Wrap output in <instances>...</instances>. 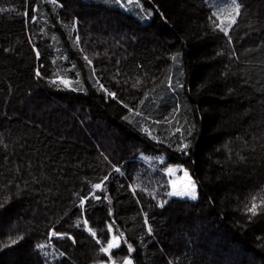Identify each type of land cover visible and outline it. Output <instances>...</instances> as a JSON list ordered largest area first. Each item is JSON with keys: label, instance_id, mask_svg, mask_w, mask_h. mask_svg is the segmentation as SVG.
Here are the masks:
<instances>
[{"label": "trees", "instance_id": "obj_1", "mask_svg": "<svg viewBox=\"0 0 264 264\" xmlns=\"http://www.w3.org/2000/svg\"><path fill=\"white\" fill-rule=\"evenodd\" d=\"M135 3L0 0V264H264V0Z\"/></svg>", "mask_w": 264, "mask_h": 264}, {"label": "snow or ice", "instance_id": "obj_2", "mask_svg": "<svg viewBox=\"0 0 264 264\" xmlns=\"http://www.w3.org/2000/svg\"><path fill=\"white\" fill-rule=\"evenodd\" d=\"M53 2H55V0H53ZM231 5L232 7L230 9H222L219 13H214L213 15H215L217 17V19L221 20V23L224 22V13L227 12L228 13V17L229 18V26L231 25V23H235V16L232 15V13H236L239 14V9H240V5L237 3V0H231ZM221 31H225L226 33V29L225 28H220ZM227 34V33H226ZM173 59H175V57H173ZM37 75H39V72L37 73ZM184 147L186 148L187 145H184ZM117 171H119V169H117ZM167 173L169 175H171L173 173V169L169 168L167 169ZM188 174L187 172H185V177H187ZM107 179V178H105ZM173 185V191L168 193L170 196H188L191 199H196V192H195V188L196 185L195 183L191 180V178H188L187 183L184 185V187L180 190L176 189L175 186V182L172 181L170 182ZM101 187L100 184H96L94 185V188L99 189ZM83 203V201H82ZM257 208V205L255 203L252 204V207L249 209V211H251L253 214H255V209ZM111 231V229H109ZM55 235V234H53ZM92 235L95 237V233L93 232ZM13 243H15V241H13ZM97 243H100L99 240H97ZM120 245V240L118 237L113 236L112 240L109 241L107 243V247H102L101 251L104 252L105 254L109 255V258L111 259V254H110V250L114 249V248H118ZM43 247V246H41ZM129 251H132L131 246H129ZM124 264H132V261L130 259H125Z\"/></svg>", "mask_w": 264, "mask_h": 264}, {"label": "rangeland", "instance_id": "obj_3", "mask_svg": "<svg viewBox=\"0 0 264 264\" xmlns=\"http://www.w3.org/2000/svg\"><path fill=\"white\" fill-rule=\"evenodd\" d=\"M86 1L90 3H98L99 5L107 7V8H115L117 6L119 7L118 9L122 10L123 12H126L127 14H130V15H134L137 18H139L140 16L139 12L142 14L141 16L148 17V13L146 12L147 10H143L142 9L143 7L140 4H136L135 0H86ZM169 168L173 169V173L171 175L167 173V169ZM185 172L187 171L184 170L181 166L168 165L166 167L165 173H166V178H167V182L169 186L168 187L169 193L173 191V185L170 182L174 181L176 189L180 190L187 183L188 178H191L188 172H187L188 176L185 177ZM195 192H196V199H197V196H198L197 188H195ZM172 197L177 198V199L189 200V201L196 200V199H191L188 196H172ZM122 264H124V262Z\"/></svg>", "mask_w": 264, "mask_h": 264}]
</instances>
